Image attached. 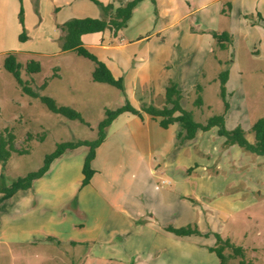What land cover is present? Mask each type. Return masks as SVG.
<instances>
[{
  "label": "rangeland",
  "instance_id": "obj_1",
  "mask_svg": "<svg viewBox=\"0 0 264 264\" xmlns=\"http://www.w3.org/2000/svg\"><path fill=\"white\" fill-rule=\"evenodd\" d=\"M35 12L39 15L36 6L31 14L34 16ZM261 28L236 34L235 41L226 50L219 46L211 50L206 63L199 66L198 74L195 71L190 75L185 86V100L182 101L184 109L194 112L195 120L202 124L214 115H225L226 129L232 131L241 127L250 143L255 142L252 126L264 118V39H253L264 37V26ZM45 29L47 31L32 34L26 30L28 41L21 49L18 61L26 65L28 61L35 60L40 63L41 72L33 77L23 72L22 79L37 91L47 83L40 94L54 99L59 106L80 112L88 125L54 114L40 99L24 95L14 76L4 68L5 60L0 58V133L10 129L16 136V145L30 151L24 156L13 155L5 167L0 164V185L4 187L39 170L57 144L96 141L100 135L99 126L106 118L105 111L124 106L126 100L131 105L134 103L126 91L122 93L113 86L95 83L92 79L95 64L92 61L74 52L57 54L61 43L51 42L54 32L50 26ZM226 71L227 111L221 97L219 78ZM197 85L204 87L202 110L194 105ZM139 98L138 95L137 101ZM163 103L161 98L156 105L160 107ZM180 131L179 124L165 131L168 139L172 135L171 142L176 148L168 161L173 162L179 159L178 155H184L179 156V162L173 168L154 158L152 176L150 173L145 175L141 169L136 178L140 161L130 149L119 154L113 141H109L95 164L100 173L94 175L96 180L87 188H110L112 196L118 193L119 198L126 188H152L154 191L158 188L155 201L151 202L156 213L153 214L161 223L175 227L193 225L211 237L208 238L211 244L215 245V235H220L234 246L242 247L244 258L234 257L233 251L227 249L228 264H240L243 260L247 264H264V156L245 151L237 145L225 147L217 128L200 133L195 141L183 144L177 140ZM110 133L113 137L112 129H107L106 136ZM29 135L32 139L28 142ZM42 137L45 138L43 141ZM88 152L87 147L79 148L36 181L31 189L20 192L0 206V264H72L71 257L74 259L75 253L81 255L84 252V249L75 250L70 245L48 239L53 230L50 223L66 217L63 216L65 211L57 209L47 195L44 194L46 198L43 195V198L37 197V188H43L44 192L52 188H76L74 194L77 196L82 188V171ZM153 170L157 173L154 174ZM163 181L170 182L171 186L163 184ZM178 188L193 195L192 198H197L198 202L183 200L172 208L166 206V192ZM122 200L126 198L122 197ZM81 209L74 203V210L67 219L72 217L81 221ZM129 210L133 212L131 207ZM144 244L147 253L152 242L145 241ZM184 249L182 253L180 244L178 258L170 255L166 258L161 256V259L164 264H220L216 254L199 255L188 247ZM148 261L144 259V263Z\"/></svg>",
  "mask_w": 264,
  "mask_h": 264
},
{
  "label": "crops",
  "instance_id": "obj_2",
  "mask_svg": "<svg viewBox=\"0 0 264 264\" xmlns=\"http://www.w3.org/2000/svg\"><path fill=\"white\" fill-rule=\"evenodd\" d=\"M97 1L120 7L130 0ZM228 4L231 5L229 11ZM23 6L28 33H38L50 26L54 32L50 41L58 43L62 36L60 26L67 21L74 18L98 19L103 16L93 0H23ZM34 6L39 15L36 12L34 16L31 14ZM20 9L19 0H0V58L4 60L9 54L15 55L19 60L21 49L28 41L21 42L19 38L22 33ZM263 26L264 0H155V3L144 0L135 8L128 26L116 35L114 31L106 30L103 33L85 35L82 40L84 46L107 66L116 79L124 81L125 91L134 102L132 106L140 110L143 104L157 106L159 99L165 100L170 82L178 84L185 95L190 75L195 71L198 74L199 66L205 64L211 50L219 46L214 33H228L232 38L229 48L235 41L236 34L262 29ZM253 39L262 41L264 37ZM46 40L49 39H44ZM57 54L64 52L60 48ZM146 91L148 93L144 94ZM138 95L140 98L137 101ZM146 96V99L142 98ZM175 125L177 124L163 129L158 119L146 114L143 119L131 113L119 116L108 128L112 129L113 137L110 133L97 149L92 163L96 176L100 173L95 167L100 151L111 140L119 154L127 153L130 149L140 161L136 178L141 169H144L145 175L150 173L152 176L151 163L154 158H159L165 162V166L173 168L181 155L173 162L168 161L176 148L171 142L172 135L168 134V139L165 131ZM221 139L224 144L225 139ZM78 150L66 152L52 164L50 171ZM153 173L156 174L157 170H153ZM96 176L87 187L93 185ZM87 187L81 188L77 196L74 194L76 188H52L49 192L37 188V197L46 198L45 194L52 198L57 209L65 211L63 216L66 217L50 223L53 230L48 239L70 245L75 250L84 249L81 255L75 253L74 259L71 257L72 264H164L161 256L166 258L173 255L178 258L180 244L182 253L188 247L199 255L214 254L209 250L214 246L208 239L211 237L181 238L166 231V227L175 226L161 223L158 216H154L156 213L152 202L155 201L158 188L155 191L152 188H126L119 198L118 193L112 196L110 188ZM182 191L178 188L176 191L166 192V206L172 208L183 200L198 202L197 198H192L193 195ZM122 197L126 200L123 201ZM74 203L77 208H82L81 221H75L71 216L67 219L74 210ZM145 241L152 242L147 253ZM145 258L149 260L148 263H144Z\"/></svg>",
  "mask_w": 264,
  "mask_h": 264
},
{
  "label": "trees",
  "instance_id": "obj_3",
  "mask_svg": "<svg viewBox=\"0 0 264 264\" xmlns=\"http://www.w3.org/2000/svg\"><path fill=\"white\" fill-rule=\"evenodd\" d=\"M21 3V9L19 13V21L22 26V33L20 35V41L25 42L28 40L26 28H25V11L23 6V0H19ZM144 0H130L124 6L115 7L114 4L105 5L100 1L93 0V2L101 9L102 18H74L60 26L62 36L60 38L61 50L63 52H74L78 56L92 61L95 64V69L92 73V79L95 83L107 84L119 89L122 93L125 92L124 81L122 79H116L107 66L101 62L94 54H92L83 43V36L103 33L106 30L114 31L116 35L122 29L128 26L130 19L133 16L135 8ZM155 3V0H152ZM231 5L228 4V11ZM225 13V11H224ZM214 38L217 40L220 48L226 50L228 45L232 43V38L228 33L216 34ZM6 71L11 73L16 79L18 85L21 87L24 95L31 98L40 99V101L47 107V109L57 115H61L72 121H80L81 123L88 125L80 112L71 107L59 106L57 102L47 96H42L39 91L44 90L47 87V83L41 87V90L37 91L31 87L30 83L22 79V73L27 76H33L41 72V65L37 61H29L26 65H22L18 62L17 58L13 54H9L4 63ZM57 75H55L56 77ZM221 80V97L225 101L226 111L229 109V105L226 101V84L228 82V72H223L220 75ZM196 100L194 105L196 108L202 110L204 107V101L202 97L203 86H196ZM185 100L184 93L179 89V85L175 82H170L166 89V95L164 104L160 107L154 104H143L140 110L134 108L128 100L126 104L116 110L107 109L105 111L106 118L99 126V138L96 141H75V142H62L57 144L56 149L51 154L47 155L44 159L43 166L34 172H30L24 177H20L15 180L9 187L0 185V206L5 202L13 198L17 193L26 191L32 188L34 182L42 179L49 171L52 164L59 158H61L66 152L79 149L81 147H87L89 152L86 156L83 166V176L81 187L85 188L92 182V178L97 173L92 168V163L96 158V150L106 140V130L111 124L124 113H131L144 118V114L159 120V125L163 129H168L171 125L179 124L181 131L177 135L179 144H183L186 141L194 140L198 133L209 132L214 128L218 129V136L225 139V147H232L237 145L250 153L258 156H264V118L259 119L252 126V132L255 137V142L250 143L246 138V133L241 127H237L232 131H228L225 127V115H214L210 117L205 123H199L195 120L194 112H189L182 106V101ZM32 139V136H28V142ZM42 141L44 137L40 138ZM30 154L28 149L19 148L16 145V136L14 133L6 128L0 133V164L5 167L10 161L13 155L24 156ZM191 170H189L190 172ZM166 231L177 237L186 238L191 236L210 237L208 234H203L197 227L188 225L186 227L175 228L173 226L166 227ZM216 243L213 247H210V252L217 255L220 260V264H228L229 257L225 254L227 249L233 251L234 257L244 258L245 250L242 247L234 246L230 240H224L220 235H215ZM232 256V257H233ZM240 264H247L244 260Z\"/></svg>",
  "mask_w": 264,
  "mask_h": 264
},
{
  "label": "built area",
  "instance_id": "obj_4",
  "mask_svg": "<svg viewBox=\"0 0 264 264\" xmlns=\"http://www.w3.org/2000/svg\"><path fill=\"white\" fill-rule=\"evenodd\" d=\"M163 184H165V185L169 184L170 185V182L163 181Z\"/></svg>",
  "mask_w": 264,
  "mask_h": 264
}]
</instances>
